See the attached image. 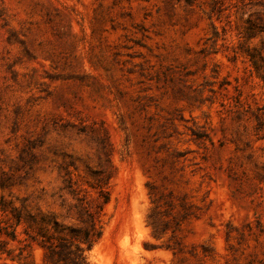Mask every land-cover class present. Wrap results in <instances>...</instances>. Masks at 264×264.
Segmentation results:
<instances>
[{
    "label": "rangeland",
    "instance_id": "obj_1",
    "mask_svg": "<svg viewBox=\"0 0 264 264\" xmlns=\"http://www.w3.org/2000/svg\"><path fill=\"white\" fill-rule=\"evenodd\" d=\"M102 182L89 264H264V0H0V201Z\"/></svg>",
    "mask_w": 264,
    "mask_h": 264
},
{
    "label": "trees",
    "instance_id": "obj_2",
    "mask_svg": "<svg viewBox=\"0 0 264 264\" xmlns=\"http://www.w3.org/2000/svg\"><path fill=\"white\" fill-rule=\"evenodd\" d=\"M67 188L77 194L76 181L69 178ZM97 189V197L93 198L95 205L89 204L86 198H79V217L81 226L60 227L57 220L47 221L45 216H38L31 211L23 212V209L15 205H6L0 201V210L6 213L7 220L1 221L0 235H5L12 241L23 244L18 254L12 248L5 247L6 240L0 242L1 264H37L33 256L35 246L43 250L42 263L40 264H89L86 251L99 241L103 234V215L105 205L110 201V191L107 183L91 185ZM93 206H95L93 208ZM154 231L158 230L157 223H150ZM52 226L53 231L48 226ZM19 227L22 231L19 232ZM24 234L23 238L19 234ZM7 253V258H2Z\"/></svg>",
    "mask_w": 264,
    "mask_h": 264
}]
</instances>
